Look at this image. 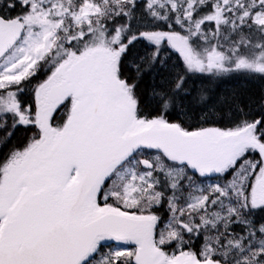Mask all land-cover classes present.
I'll use <instances>...</instances> for the list:
<instances>
[{"label": "trees", "instance_id": "trees-1", "mask_svg": "<svg viewBox=\"0 0 264 264\" xmlns=\"http://www.w3.org/2000/svg\"><path fill=\"white\" fill-rule=\"evenodd\" d=\"M55 1L67 13L59 38L78 40L79 50L102 40L118 45L130 33L138 37L141 33L170 31L190 42L201 58L218 53L223 60L221 69L198 71L166 41L155 45L138 37L127 59L112 63L116 67L112 72L117 81L126 82L137 118L176 125L184 132L234 135L250 129L261 136L264 146V25L254 21V16L264 11V4L243 0L245 8L227 11L225 0H92L100 6L99 12L81 21L80 27L68 35L65 25L75 23L73 15L86 0ZM234 1L228 4L232 6ZM34 2L41 0H0V15L27 16L33 13ZM91 82L97 89L103 80ZM248 150L235 154L212 174H202L160 151L143 148L121 166L136 157L140 175L144 171L140 159L153 161L155 167L145 188L128 199L124 186L129 176L113 171L100 185L96 203L100 208L154 219L151 244L166 256L179 253L183 247L192 254L191 259L201 263L264 264V251L257 245L264 239V204L253 203L264 156L259 150ZM4 180L1 171L0 184ZM219 186L225 191L222 205ZM199 194L209 195L207 208H190V200ZM261 197L264 199V194ZM112 247V243L100 244L90 263L141 264L137 244L127 243V250L116 258Z\"/></svg>", "mask_w": 264, "mask_h": 264}, {"label": "water", "instance_id": "water-1", "mask_svg": "<svg viewBox=\"0 0 264 264\" xmlns=\"http://www.w3.org/2000/svg\"><path fill=\"white\" fill-rule=\"evenodd\" d=\"M23 31L21 20L0 16V59L20 40ZM168 38L174 51L187 50V42L179 34ZM110 131L91 133L82 171L71 189L61 188L60 178L43 179V183L22 193L0 233V264H81L101 240L139 242L150 238L151 219L93 206L90 198L109 170L144 147L209 174L221 160L220 148L225 150V142L213 132L185 133L175 126L159 124L124 135L121 128ZM140 163L145 169L154 167L145 158ZM180 264L210 263L185 260Z\"/></svg>", "mask_w": 264, "mask_h": 264}, {"label": "flooded vegetation", "instance_id": "flooded-vegetation-1", "mask_svg": "<svg viewBox=\"0 0 264 264\" xmlns=\"http://www.w3.org/2000/svg\"><path fill=\"white\" fill-rule=\"evenodd\" d=\"M258 4L259 6L263 5L261 2ZM226 10H230V7H227ZM29 16L30 14L18 17L25 25L19 43L29 29ZM51 17L54 18L55 16ZM66 17L67 13L58 18L62 21L59 27L55 24L54 19H46L44 24L53 32V38L46 49L36 59L35 63L30 64L25 71L19 73L16 79L0 82V172L2 171L3 174L12 173L11 184L12 181H17L18 176L30 174L32 168H38V164L33 163V159L39 155L35 157L32 146L35 143L41 144L43 138H46L47 131L62 133L66 140L75 131V128L81 126V118H84L86 119L83 125L85 129L75 143L74 158L70 159L63 167L64 173L69 170L71 175H79L83 166V154L91 133L102 134L105 130L110 129L113 130L110 132H114L122 126V120L118 114L107 110L103 103H95V96L98 95L99 97L103 93L97 92L95 83L91 82L100 75L101 68L96 65V62L105 63L108 67L112 63H119L127 59L128 50L138 37L149 44H154L153 41L160 40V38H153L151 33H141L138 37L130 33L129 38L124 37L123 44L116 45L113 55L111 54L110 41L102 40L99 45L104 46L107 55L92 53L91 57H87L85 54L93 52L95 44L88 45L81 51L78 49L80 44L78 40L59 38V35L62 36V31L59 33V28L64 27L63 20ZM73 18L75 20L73 25H65L69 29L68 35L80 27L81 21H85ZM165 39L168 41L167 38ZM82 43L85 44L86 42L83 41ZM13 49L0 60V63ZM58 56L60 58L57 61ZM0 79L3 77L0 76ZM86 82H88L87 85H85ZM83 96L86 98L80 104H76L78 98ZM112 114H115L116 118L112 117ZM39 149L40 146L37 147L36 151ZM152 155L157 156L158 154L152 153ZM220 159V166L228 161L226 156H222ZM119 168H121V164L114 166L109 173L117 171ZM6 177L8 178V176ZM72 186V184H66L65 188L71 189ZM13 188L17 189V187L11 188V186L7 189ZM219 189L218 197L222 205L223 192L225 191L222 187ZM96 191L90 198L91 202H96ZM260 197L253 200V203H263L264 199ZM204 208L206 209L207 206L205 205ZM233 208L236 210V205ZM259 226L263 227V224ZM257 245L259 251H264V239H259ZM181 251L189 252L187 248L184 249L183 247L180 248Z\"/></svg>", "mask_w": 264, "mask_h": 264}, {"label": "rangeland", "instance_id": "rangeland-1", "mask_svg": "<svg viewBox=\"0 0 264 264\" xmlns=\"http://www.w3.org/2000/svg\"><path fill=\"white\" fill-rule=\"evenodd\" d=\"M154 1L156 2L157 0ZM228 1L229 0H225L223 5L230 7V10L232 9L237 11L239 9L245 8L246 6L244 3H242L243 0H235L232 6H228ZM252 1H255L257 6H259L258 3L260 2L261 4H264V0H251V2ZM192 4L193 3H191L189 7H191ZM33 7L34 11L29 16V29L26 31L22 41L0 63V76L3 77V79H0V82L16 79L19 76V73L25 71L30 64L33 65L36 59H38L41 53L46 49L50 40L53 38V32L44 24L46 19H50L52 18L51 16H55L52 18L54 19L55 24L59 27L62 23V21L58 20V18L61 17L64 12L58 6L55 0H41L40 3L34 2ZM99 10L100 6H98L95 2L92 0H86L85 5L80 8L79 13H77L79 15L74 14L73 17H75L76 20L83 19L88 21V17L92 14L96 15ZM254 21L258 25H264V11L260 10V12L254 16ZM172 33L174 32H161L162 36L160 40L153 41L154 44L157 45L166 41L168 46L171 47L169 41H167L165 38H167V36ZM129 36L130 35H128L127 38H129ZM121 44L119 43L118 45ZM114 48H116V45H111L112 55L114 54ZM92 51L93 52L86 53L85 55L87 57H91L92 53H96L98 55H107L103 45H95ZM181 55L190 66L196 68L198 71L211 70L214 68L221 69L220 67L223 65V60L218 53L210 52L205 58L199 57L198 54L194 53L190 42H188L187 51ZM96 61L98 60L96 59ZM96 65H99V68H101L100 75L97 78L103 80V83L98 86L96 91L103 93L99 95V97L98 95L95 96V103H103L107 110L109 109L119 116H122V131L132 132L150 125L151 123H158L156 120L137 118L135 114V103L126 89V82H120L114 78V74L112 72L115 71L114 69L116 68L114 64L107 67L105 63L100 64L99 62H96ZM85 98L86 97L84 96L81 98L79 97L78 101H76V104H80V102H82V100ZM83 125L84 121L83 118H81V126L77 129L75 128V131H73L66 140L64 139V134L62 133H52L47 131L46 138H43L41 144L35 143L32 146L35 157L39 155L34 159L32 157L33 163L36 162L38 164V168L31 167L32 169L30 174L18 176L17 181H12V184V173L7 172L4 174L5 180L0 184V191L8 188L10 184L17 187V189H6L5 192H3V194L0 196V205L3 202L8 203L7 211L0 216L1 227L4 226L2 221L5 219V216H7L10 210L13 209L21 194L28 187L31 188V186L43 183V179L45 178L46 180L51 179L53 181H56L60 178L62 179L63 185L73 184L75 182L78 175H71L69 170H66L64 173L63 167L70 159L74 158V146L85 129ZM221 135L227 137V140L225 141V156L228 157V162L232 159V157H235V154L239 156L242 155L244 151L247 152L248 148H250L248 151L253 152L259 150L264 156V146L258 139L261 136L254 135L250 129L237 132L234 135L232 133ZM38 146H40V149L36 151ZM227 164L228 163H226L225 166ZM137 165L138 162L133 160L131 161V164L122 170V172L118 170V173H120L119 175L127 174L129 176V180L124 186V191L128 199H133L135 197V189L143 190L145 188L146 183L148 182V177L152 174L151 169L142 168L144 171L139 175L137 171ZM178 169L181 170V166ZM6 176H8V178ZM218 188L221 187L219 186ZM253 192H256L257 197L264 194V167L259 172V178L254 185ZM223 194L225 195V192H223ZM254 198L255 196H253V199ZM209 200V195H199L193 200L192 204L200 208L205 206ZM1 230L2 228L0 229V232ZM137 246L141 255V264H176L184 259L192 258V254L183 251L166 256L162 254L160 250L159 252L156 247L151 244V242L147 241L144 243H139ZM126 248L127 246L124 243L116 242L114 244L113 250L115 257H119V253H122Z\"/></svg>", "mask_w": 264, "mask_h": 264}, {"label": "bare ground", "instance_id": "bare-ground-1", "mask_svg": "<svg viewBox=\"0 0 264 264\" xmlns=\"http://www.w3.org/2000/svg\"><path fill=\"white\" fill-rule=\"evenodd\" d=\"M112 117H116V115L115 114H112ZM49 176V175H48ZM43 177H46V176H43ZM42 177V178H43ZM46 179V178H45ZM44 179V180H45ZM53 181V180H52ZM36 185H38V184H36ZM35 185V186H36ZM32 187V186H31ZM7 209H8V203L7 202H3L1 205H0V216L4 213V212H6L7 211ZM10 212H11V210H10ZM9 212V213H10Z\"/></svg>", "mask_w": 264, "mask_h": 264}]
</instances>
